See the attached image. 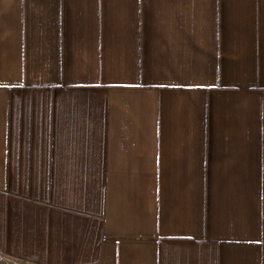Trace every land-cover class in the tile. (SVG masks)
<instances>
[{"label":"crops","instance_id":"0c3cea01","mask_svg":"<svg viewBox=\"0 0 264 264\" xmlns=\"http://www.w3.org/2000/svg\"><path fill=\"white\" fill-rule=\"evenodd\" d=\"M0 264H264V0H0Z\"/></svg>","mask_w":264,"mask_h":264}]
</instances>
